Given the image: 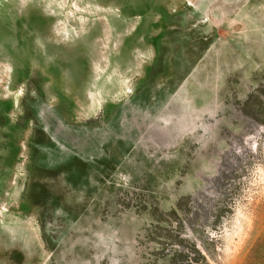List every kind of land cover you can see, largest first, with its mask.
Segmentation results:
<instances>
[{
    "label": "rangeland",
    "instance_id": "obj_1",
    "mask_svg": "<svg viewBox=\"0 0 264 264\" xmlns=\"http://www.w3.org/2000/svg\"><path fill=\"white\" fill-rule=\"evenodd\" d=\"M181 201L264 264V0H0V264H151Z\"/></svg>",
    "mask_w": 264,
    "mask_h": 264
},
{
    "label": "trees",
    "instance_id": "obj_2",
    "mask_svg": "<svg viewBox=\"0 0 264 264\" xmlns=\"http://www.w3.org/2000/svg\"><path fill=\"white\" fill-rule=\"evenodd\" d=\"M183 211V201L169 212L154 208L148 229L149 238L156 245L151 264H209L200 247L186 238Z\"/></svg>",
    "mask_w": 264,
    "mask_h": 264
}]
</instances>
